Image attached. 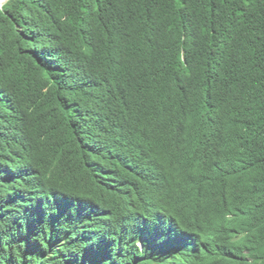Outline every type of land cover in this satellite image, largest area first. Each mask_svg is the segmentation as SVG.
I'll list each match as a JSON object with an SVG mask.
<instances>
[{
  "label": "trees",
  "instance_id": "obj_1",
  "mask_svg": "<svg viewBox=\"0 0 264 264\" xmlns=\"http://www.w3.org/2000/svg\"><path fill=\"white\" fill-rule=\"evenodd\" d=\"M0 264H264V0L4 2Z\"/></svg>",
  "mask_w": 264,
  "mask_h": 264
},
{
  "label": "water",
  "instance_id": "obj_2",
  "mask_svg": "<svg viewBox=\"0 0 264 264\" xmlns=\"http://www.w3.org/2000/svg\"><path fill=\"white\" fill-rule=\"evenodd\" d=\"M7 0H0V6H2V4L4 3V2H6Z\"/></svg>",
  "mask_w": 264,
  "mask_h": 264
},
{
  "label": "rangeland",
  "instance_id": "obj_3",
  "mask_svg": "<svg viewBox=\"0 0 264 264\" xmlns=\"http://www.w3.org/2000/svg\"><path fill=\"white\" fill-rule=\"evenodd\" d=\"M3 5V4H2ZM1 7V6H0Z\"/></svg>",
  "mask_w": 264,
  "mask_h": 264
}]
</instances>
